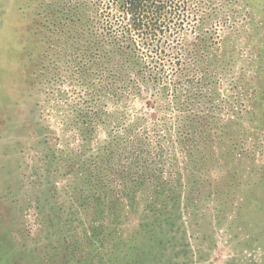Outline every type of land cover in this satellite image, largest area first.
Returning a JSON list of instances; mask_svg holds the SVG:
<instances>
[{
    "label": "trees",
    "instance_id": "16d2710c",
    "mask_svg": "<svg viewBox=\"0 0 264 264\" xmlns=\"http://www.w3.org/2000/svg\"><path fill=\"white\" fill-rule=\"evenodd\" d=\"M249 2L28 0L29 141L0 189V264L196 263L194 210L213 201L221 222L264 170Z\"/></svg>",
    "mask_w": 264,
    "mask_h": 264
},
{
    "label": "rangeland",
    "instance_id": "374dc122",
    "mask_svg": "<svg viewBox=\"0 0 264 264\" xmlns=\"http://www.w3.org/2000/svg\"><path fill=\"white\" fill-rule=\"evenodd\" d=\"M30 9L28 0H0V189L15 186V149L29 141L18 122L20 108L28 110L32 103L27 95L31 90L22 89V72L35 52ZM249 11L263 32L264 0H250ZM259 163L263 166L264 158ZM250 181L237 195L242 207L220 211L221 222L214 219L213 201L205 216L194 210L188 229L195 264H264V170Z\"/></svg>",
    "mask_w": 264,
    "mask_h": 264
}]
</instances>
